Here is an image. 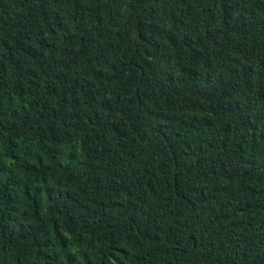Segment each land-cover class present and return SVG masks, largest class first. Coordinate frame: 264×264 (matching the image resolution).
Here are the masks:
<instances>
[{"label": "trees", "instance_id": "trees-1", "mask_svg": "<svg viewBox=\"0 0 264 264\" xmlns=\"http://www.w3.org/2000/svg\"><path fill=\"white\" fill-rule=\"evenodd\" d=\"M0 264H264V0H0Z\"/></svg>", "mask_w": 264, "mask_h": 264}]
</instances>
